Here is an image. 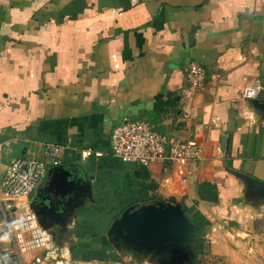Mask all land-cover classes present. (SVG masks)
Listing matches in <instances>:
<instances>
[{
  "label": "crops",
  "instance_id": "1",
  "mask_svg": "<svg viewBox=\"0 0 264 264\" xmlns=\"http://www.w3.org/2000/svg\"><path fill=\"white\" fill-rule=\"evenodd\" d=\"M192 63L206 76L185 98ZM247 87L264 99V0H0V181L13 158L45 157L37 141L66 146L29 201L73 187L54 226L67 263L143 262L114 248L109 226L130 204L174 196L211 227L188 264H264V192L248 182H264V112ZM128 119L193 141L200 159L121 160L110 134Z\"/></svg>",
  "mask_w": 264,
  "mask_h": 264
},
{
  "label": "built area",
  "instance_id": "2",
  "mask_svg": "<svg viewBox=\"0 0 264 264\" xmlns=\"http://www.w3.org/2000/svg\"><path fill=\"white\" fill-rule=\"evenodd\" d=\"M206 72L199 64L186 69L185 98L194 97L204 85ZM256 95L253 87L244 96ZM44 158L15 157L5 167L1 181L2 213L0 237L9 247L0 245V264H67L62 250L54 243L49 230L44 229L29 208V198L45 179L50 167L60 164L66 146L54 142H36ZM111 153L126 162L140 166L177 160L197 161L201 148L191 140L171 139L158 132L145 119H128L116 124L110 134ZM30 258L25 260V256Z\"/></svg>",
  "mask_w": 264,
  "mask_h": 264
},
{
  "label": "water",
  "instance_id": "3",
  "mask_svg": "<svg viewBox=\"0 0 264 264\" xmlns=\"http://www.w3.org/2000/svg\"><path fill=\"white\" fill-rule=\"evenodd\" d=\"M248 105L258 112H264V99L248 98ZM248 182L254 190L264 192L263 181L250 177ZM69 189L73 187L67 186L64 191L47 197V202L39 201L37 194L29 204L39 224L51 232L53 239L56 236L54 226L60 225L62 216L56 209L59 207L66 212L72 207V199H64V194ZM79 190L80 193L74 200L76 205L82 202L81 196L89 192L85 185L79 186ZM210 228L190 222L174 196H158L125 207L112 220L107 238L115 249L133 256L138 261L149 259L165 264H188L194 257L196 244Z\"/></svg>",
  "mask_w": 264,
  "mask_h": 264
},
{
  "label": "rangeland",
  "instance_id": "4",
  "mask_svg": "<svg viewBox=\"0 0 264 264\" xmlns=\"http://www.w3.org/2000/svg\"><path fill=\"white\" fill-rule=\"evenodd\" d=\"M71 256H72V254H71ZM66 257V256H65ZM130 257H133V256H130ZM129 257V258H130ZM68 259V258H67ZM71 260H72V258H71ZM144 262H145V264H165V263H163V262H157V261H151V260H149V259H146V260H144L143 262H139L138 264H144ZM67 264H97L96 262H94V261H89V262H82V263H80V262H75V261H71V262H68Z\"/></svg>",
  "mask_w": 264,
  "mask_h": 264
}]
</instances>
